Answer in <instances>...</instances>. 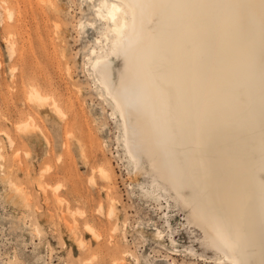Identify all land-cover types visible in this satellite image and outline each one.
Returning a JSON list of instances; mask_svg holds the SVG:
<instances>
[{
	"label": "rangeland",
	"instance_id": "1",
	"mask_svg": "<svg viewBox=\"0 0 264 264\" xmlns=\"http://www.w3.org/2000/svg\"><path fill=\"white\" fill-rule=\"evenodd\" d=\"M3 1L0 264L119 263L108 248L119 264H228L187 222L143 151L134 145L137 163L128 152L120 114L89 71L88 56L109 23L96 20L86 0ZM122 66L121 56L112 58L113 79ZM99 165L110 180L100 178Z\"/></svg>",
	"mask_w": 264,
	"mask_h": 264
},
{
	"label": "bare ground",
	"instance_id": "2",
	"mask_svg": "<svg viewBox=\"0 0 264 264\" xmlns=\"http://www.w3.org/2000/svg\"><path fill=\"white\" fill-rule=\"evenodd\" d=\"M86 3L109 23L89 71L120 114L130 156L137 163L136 144L219 261L264 264V0ZM118 56L123 66L113 79ZM114 209L109 204L111 218ZM85 228L98 239L90 223Z\"/></svg>",
	"mask_w": 264,
	"mask_h": 264
}]
</instances>
